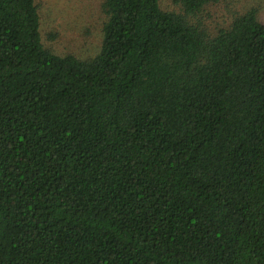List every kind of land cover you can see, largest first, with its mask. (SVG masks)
I'll use <instances>...</instances> for the list:
<instances>
[{"label": "trees", "instance_id": "obj_1", "mask_svg": "<svg viewBox=\"0 0 264 264\" xmlns=\"http://www.w3.org/2000/svg\"><path fill=\"white\" fill-rule=\"evenodd\" d=\"M101 11L82 58L0 0V264H264L258 10L215 35L160 0Z\"/></svg>", "mask_w": 264, "mask_h": 264}, {"label": "rangeland", "instance_id": "obj_2", "mask_svg": "<svg viewBox=\"0 0 264 264\" xmlns=\"http://www.w3.org/2000/svg\"><path fill=\"white\" fill-rule=\"evenodd\" d=\"M102 0H36L40 15L42 41L54 53H74L85 58L100 48L104 19ZM164 10L186 14L174 0H160ZM255 8L264 22V0H218L202 10L186 14L192 25H202L215 35L237 15Z\"/></svg>", "mask_w": 264, "mask_h": 264}]
</instances>
